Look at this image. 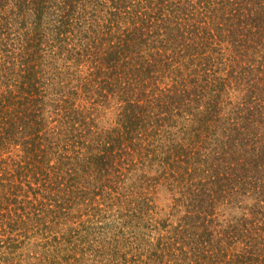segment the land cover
<instances>
[{
  "label": "trees",
  "instance_id": "obj_1",
  "mask_svg": "<svg viewBox=\"0 0 264 264\" xmlns=\"http://www.w3.org/2000/svg\"><path fill=\"white\" fill-rule=\"evenodd\" d=\"M0 264H264V0H0Z\"/></svg>",
  "mask_w": 264,
  "mask_h": 264
}]
</instances>
